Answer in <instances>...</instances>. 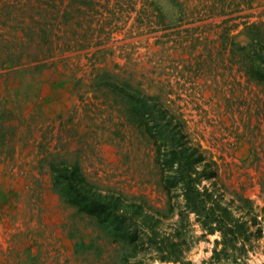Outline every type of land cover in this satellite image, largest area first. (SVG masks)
<instances>
[{
    "label": "rangeland",
    "instance_id": "374dc122",
    "mask_svg": "<svg viewBox=\"0 0 264 264\" xmlns=\"http://www.w3.org/2000/svg\"><path fill=\"white\" fill-rule=\"evenodd\" d=\"M256 38L264 0H0V264H120L127 252L123 232L55 190L48 153L120 198L144 264H172L157 248L183 240L186 259L208 261L219 235L181 198L168 211L149 133L167 122L213 162L206 184L248 220V263L264 264V88L243 68Z\"/></svg>",
    "mask_w": 264,
    "mask_h": 264
},
{
    "label": "trees",
    "instance_id": "16d2710c",
    "mask_svg": "<svg viewBox=\"0 0 264 264\" xmlns=\"http://www.w3.org/2000/svg\"><path fill=\"white\" fill-rule=\"evenodd\" d=\"M252 25L257 28L260 24L253 23ZM256 39L257 42L252 49V60L247 62L243 68L250 79L264 88V41L261 38ZM48 43L51 44V42ZM55 45H51V47ZM87 47L80 46V48ZM257 47L262 48L258 50ZM51 49L56 50V48ZM106 73H102V75ZM124 87L125 85H123L122 91H124ZM110 88L111 91L116 90L113 84ZM139 94V90L134 89L131 97L129 95L126 97L129 100L128 105L134 104L135 112H139L146 105L144 97H140ZM140 117L143 123V114ZM135 123L137 124L136 121ZM143 124L146 125V122ZM147 129L151 131L149 126ZM184 129V126L179 124L169 130L167 122L161 123L156 133L149 132L155 148L154 163L159 168L160 180L168 199V211L172 212L176 201L181 198L182 210L187 214L194 215V221L199 224L204 234L219 235V239L214 240L209 260L203 261L201 264H249L248 245L254 236L251 225L243 215L235 213L224 202L221 193H217L210 185L206 184L216 176L214 164L198 145L191 143L186 138ZM55 158H57L56 155L49 153L43 158L53 176L55 190L79 213L87 215L100 230L104 226H111L124 233L123 240L128 249L120 264H144L137 256L136 237L127 232L130 227H126L122 219L126 216L121 207L120 198L97 190L86 179L78 162L67 163L65 160L61 162ZM242 203L244 206L248 205L246 200H242ZM183 219L182 216L181 221ZM127 220L129 218L126 219V222ZM145 226L149 232L145 240H149L151 246L156 247L154 236H150L151 233L154 234L152 227ZM260 231V228L256 229V233H260ZM186 243L187 241L183 240L167 246L161 244L157 248L159 252L157 260L172 264H196L183 255L186 251ZM141 247L145 248V243H142ZM130 249L134 252L131 253Z\"/></svg>",
    "mask_w": 264,
    "mask_h": 264
}]
</instances>
